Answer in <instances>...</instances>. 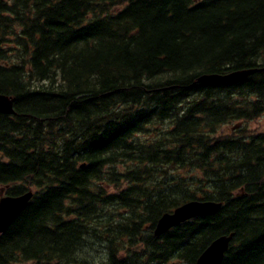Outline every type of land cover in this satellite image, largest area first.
Here are the masks:
<instances>
[{"label": "trees", "instance_id": "trees-1", "mask_svg": "<svg viewBox=\"0 0 264 264\" xmlns=\"http://www.w3.org/2000/svg\"><path fill=\"white\" fill-rule=\"evenodd\" d=\"M0 94V189L34 192L0 264H195L231 233L222 264H264V0H0ZM193 200L222 207L154 236Z\"/></svg>", "mask_w": 264, "mask_h": 264}, {"label": "water", "instance_id": "water-1", "mask_svg": "<svg viewBox=\"0 0 264 264\" xmlns=\"http://www.w3.org/2000/svg\"><path fill=\"white\" fill-rule=\"evenodd\" d=\"M258 69L235 71L228 74H205L198 78L202 85H227L245 80L255 74ZM14 99L0 94V114L13 115ZM0 190V234L4 233L9 225L28 206L33 192L29 191L19 196H6ZM222 207L221 203L213 201H189L177 207L171 213L163 214L158 220L154 236L160 237L170 229L202 216H209ZM234 234L224 235L213 240L209 246L200 254L195 264H222L224 256L228 251L230 241Z\"/></svg>", "mask_w": 264, "mask_h": 264}, {"label": "rangeland", "instance_id": "rangeland-1", "mask_svg": "<svg viewBox=\"0 0 264 264\" xmlns=\"http://www.w3.org/2000/svg\"><path fill=\"white\" fill-rule=\"evenodd\" d=\"M249 128L253 131H261L264 128V116H262L261 118L254 120L252 122H250L248 124ZM232 126H224L220 129L219 133L220 134H226V133H230L232 130ZM92 255H83L84 257H86L89 261H91L93 259L94 262L100 260L98 259V257L104 258L103 254H95V251H91L90 252ZM96 255V256H95ZM176 264H181V263H176Z\"/></svg>", "mask_w": 264, "mask_h": 264}, {"label": "bare ground", "instance_id": "bare-ground-1", "mask_svg": "<svg viewBox=\"0 0 264 264\" xmlns=\"http://www.w3.org/2000/svg\"><path fill=\"white\" fill-rule=\"evenodd\" d=\"M1 234H3V233H1ZM153 234H154V233H153ZM231 241H232V240H231ZM231 241H230V243H229L228 250H229V247H230ZM226 253H227V252H226Z\"/></svg>", "mask_w": 264, "mask_h": 264}]
</instances>
